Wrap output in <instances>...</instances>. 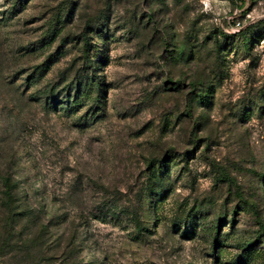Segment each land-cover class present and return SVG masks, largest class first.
<instances>
[{"label": "rangeland", "instance_id": "1", "mask_svg": "<svg viewBox=\"0 0 264 264\" xmlns=\"http://www.w3.org/2000/svg\"><path fill=\"white\" fill-rule=\"evenodd\" d=\"M93 71L79 127L61 88ZM3 176L24 213L0 203V264H264V0H0Z\"/></svg>", "mask_w": 264, "mask_h": 264}, {"label": "trees", "instance_id": "2", "mask_svg": "<svg viewBox=\"0 0 264 264\" xmlns=\"http://www.w3.org/2000/svg\"><path fill=\"white\" fill-rule=\"evenodd\" d=\"M61 20H57V23H55L51 28H50V32H48L47 35V40L43 41V43L39 46V48H34L31 49L29 48L28 51H35V50H39L41 47H45L46 45L51 44V40H53V37L57 34V31L59 29V27L64 25V20L61 22V24L59 25V22ZM58 25V27H57ZM86 37L84 38V44L91 46L92 47V43L89 42V38L88 35H85ZM224 39L230 40L232 38L228 37L225 34L221 35ZM239 36L241 37V40L243 42V45L247 48H250V45H252V41L253 39L251 37H249V35L245 33H241L239 34ZM217 52H221V41H219L218 43H216L215 46ZM27 51V52H28ZM90 53V56H89ZM58 54V53H57ZM55 58L57 59V55L56 54H51L47 57L46 61L44 63H42L40 66H38L36 69V71L34 72V75L32 76V81L36 80V78H39L42 75V72H44L45 68L44 67H48L50 62H53V59ZM89 61V62H88ZM95 62H99V58L98 57H94V55H91V51L87 53V63L88 66H91L92 63ZM40 69V70H39ZM98 70V68L96 69ZM95 71H93L92 74H86V75H79L75 78V81L70 80L68 83H66L64 85L63 88H61L62 91H67L66 94H69L71 92V90H73V95H71L70 97V101H66L65 103H62L64 105H60L59 107H57V109L54 107V105H51L52 108H55L57 111H62L67 115L70 116H75L74 117V122L76 124V126L79 127H85L86 125H88L90 123L91 120L93 119H99L101 118L104 113V105H105V100L104 97L102 96V90H103V85H105L102 81L99 75H96V73H94ZM37 73V75H35ZM176 86H178V83L176 84ZM196 96L200 99H204V95L201 93V89H196ZM104 94V92H103ZM56 95L57 92L54 91V89L50 90L49 93L47 94V98H51L53 100V103L56 99ZM67 96V95H66ZM90 104L86 110L85 113H81L80 115H77L79 110H81L89 101ZM182 154V153H181ZM179 154V155H181ZM176 155V156H179ZM188 153L183 154V156L181 155L180 157H183V159H185L184 157L188 158ZM157 165L156 167H153L152 170V177H153V186L156 188L157 187V183L159 182V187L162 188L161 184L163 183V179L164 176L166 175V173L164 174V172L167 171V162H164L161 160L157 161ZM1 185L2 187H4V189L2 190L1 193V197H0V203L2 204V206H5L7 208V210L9 211V213H12L14 217L18 214H23L24 211H19V212H15V210L17 208H19V205L17 204V202L19 201V199L17 198V194L16 192L13 190L16 186L15 182H13L11 180V178H9L8 176H3L1 178ZM153 186L151 189H153ZM199 207L197 208H193L190 209V211L188 212V217H192V220L194 219V212H196L198 210ZM115 211H113V210ZM106 210V211H105ZM118 210V211H116ZM99 211L101 212V215H99V219L101 220H105L106 218L110 217L111 215L109 213L106 212H112L111 214H117L116 212H125V210H120L117 206H110L108 209L105 208H99ZM33 217V216H32ZM35 219V217H33ZM135 224L139 225V221L138 220H134ZM260 223V222H259ZM262 226V229L264 231V226L262 225V223H260ZM215 228H220L215 227ZM216 232V230H215ZM218 232H216V234H218ZM264 233V232H263ZM252 243L247 245L245 247L244 250L246 249H250L252 248ZM216 256V255H215Z\"/></svg>", "mask_w": 264, "mask_h": 264}]
</instances>
